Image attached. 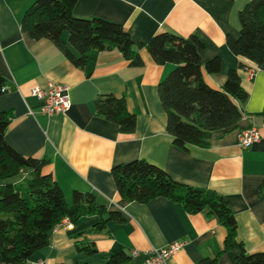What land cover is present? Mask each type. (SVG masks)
<instances>
[{
	"label": "crops",
	"instance_id": "1",
	"mask_svg": "<svg viewBox=\"0 0 264 264\" xmlns=\"http://www.w3.org/2000/svg\"><path fill=\"white\" fill-rule=\"evenodd\" d=\"M34 0H0V75L11 87L0 95V110L12 114L5 132L7 143L23 156L46 157L50 173L70 203L74 191L91 192L99 204L121 213L123 222H109L103 231H92L99 220L85 216L71 226L54 228L47 245L26 264H73L103 262L112 251L130 259L123 264H143L145 251L181 240L183 247L166 264H198L217 256V264H233L239 244L246 253L264 251V63L256 65L234 55L227 38L239 35L238 12L248 0H77L76 17H99L120 23L134 42L169 31L181 37L196 34L205 46L199 50L202 77L218 89L230 69H238L247 92L238 104L243 116L234 127L215 132L210 145L177 148L166 129L158 83L174 67L157 64L145 48L139 50L141 66H131L117 51L101 53L90 76L75 67L49 40L30 39L20 20ZM68 42V34H63ZM218 56L220 70L208 73L204 63ZM49 82L65 84L70 108L53 115L40 113L41 102L29 93ZM100 93L123 96L127 110L136 116L132 133L95 113L93 101ZM254 125L259 138L242 148L240 131ZM144 159L163 169L175 181L206 187L220 193L236 221V237L225 248L226 228L204 212L188 213L164 197L146 203L129 202L116 190L111 168ZM23 176L0 180L17 182ZM92 244L96 253L87 256L76 245ZM137 251L135 256H131Z\"/></svg>",
	"mask_w": 264,
	"mask_h": 264
},
{
	"label": "trees",
	"instance_id": "2",
	"mask_svg": "<svg viewBox=\"0 0 264 264\" xmlns=\"http://www.w3.org/2000/svg\"><path fill=\"white\" fill-rule=\"evenodd\" d=\"M77 0H34L25 10L21 31L32 40L49 39L75 67L90 76L97 57L117 51L131 66H141L139 50L145 48L157 64L174 67L158 83L161 105L166 113V129L177 148L193 145L206 148L215 132L234 127L243 113L238 104L248 98L242 88L238 69H230L220 88L210 87L202 77L199 50L205 42L196 34L181 37L169 31L134 42L120 23L99 17L81 18L73 14ZM239 35L228 37L230 51L256 65L264 63V0H248L238 12ZM67 32L68 42L63 39ZM215 56L204 63L208 73L220 70ZM11 87L0 75V95ZM95 113L115 123L119 131L132 133L136 116L127 110L125 98L100 93L93 101ZM264 117V104L259 113ZM12 114L0 110V180L23 177L17 182L0 184V264H26L47 245L48 234L63 218L75 224L85 216L99 220L92 231H103L109 222L121 223L120 212L99 204L91 192L74 191L71 202L50 173L44 172L46 157L23 156L5 140ZM119 195L129 201L146 203L164 197L180 203L188 213L204 212L226 228L225 248L236 237V221L224 197L213 189L175 181L163 169L144 159H134L111 168ZM78 252L96 253L92 244L76 245ZM130 257L112 251L103 262L79 261L73 264H123ZM63 264V263H61ZM198 264H217V256L203 258ZM233 264H264V251L246 253L239 244Z\"/></svg>",
	"mask_w": 264,
	"mask_h": 264
},
{
	"label": "built area",
	"instance_id": "3",
	"mask_svg": "<svg viewBox=\"0 0 264 264\" xmlns=\"http://www.w3.org/2000/svg\"><path fill=\"white\" fill-rule=\"evenodd\" d=\"M31 96L41 102L39 111L45 115H53L67 111L71 106V100L68 93V87L65 84L49 82L45 88L34 85L29 88ZM259 138V132L254 125L250 128L240 131L238 134V144L245 148L253 141ZM71 226L67 218L60 220L55 228L61 226ZM184 245L181 240L172 242L162 248H151L145 251L146 258L143 264H166V261ZM137 251H133L131 256H135Z\"/></svg>",
	"mask_w": 264,
	"mask_h": 264
},
{
	"label": "rangeland",
	"instance_id": "4",
	"mask_svg": "<svg viewBox=\"0 0 264 264\" xmlns=\"http://www.w3.org/2000/svg\"><path fill=\"white\" fill-rule=\"evenodd\" d=\"M65 33H67V32H65Z\"/></svg>",
	"mask_w": 264,
	"mask_h": 264
}]
</instances>
